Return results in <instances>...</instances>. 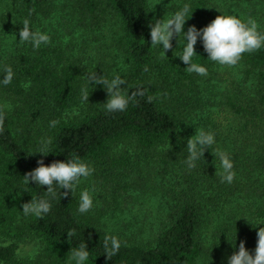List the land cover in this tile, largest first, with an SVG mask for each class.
I'll return each instance as SVG.
<instances>
[{"label":"trees","instance_id":"obj_1","mask_svg":"<svg viewBox=\"0 0 264 264\" xmlns=\"http://www.w3.org/2000/svg\"><path fill=\"white\" fill-rule=\"evenodd\" d=\"M185 4L192 15L185 32L220 15L253 18L264 32V0H175L171 17ZM110 13L120 32L115 57L121 51L122 58L108 62ZM24 19L51 43L39 50L21 45ZM151 19L148 0H0V81L4 66L15 74L11 84L0 83V234L7 238L0 241V264H75L70 251L80 244L88 245L85 264H228L241 241L255 255L264 227V48L226 67L211 61L198 40L193 62L208 69L200 76L177 57L187 43L182 37L163 57L162 46H151ZM95 71L125 79L128 96L138 89L144 95L110 113L107 91L87 80ZM200 130L213 133V149L232 159L231 184L216 174L222 169L210 148L188 167L187 141ZM48 140L53 152L37 153ZM73 155L93 164L102 186L93 212L79 213L76 195L63 198L67 189L57 188L51 199L47 186L24 182L39 160L51 165ZM146 195L164 205L155 220L135 223L129 214ZM33 197L52 204L42 219L22 212ZM110 218L114 226L105 232L100 223ZM105 235L121 242L111 260ZM30 236L39 248L33 257L20 256Z\"/></svg>","mask_w":264,"mask_h":264},{"label":"clouds","instance_id":"obj_2","mask_svg":"<svg viewBox=\"0 0 264 264\" xmlns=\"http://www.w3.org/2000/svg\"><path fill=\"white\" fill-rule=\"evenodd\" d=\"M189 10V5L185 4L171 18L159 19L154 24H149L151 29V46H162V57L173 48L172 40L174 37H178V44H180L181 37L187 41L182 54L177 57L189 65L185 68L189 73H196L204 77L208 75V69L205 66L193 62V57L198 55L195 49L198 40H202L204 50L208 53V58L211 61L226 67H235L245 54L254 53L264 48V32L258 30L259 25L255 19L248 18L247 21H244L234 15H220L202 29H197L193 25L185 32V24L192 17V15L188 17ZM19 36V43L21 45L30 43L34 50H39L42 45L47 46L51 43V37L47 33L38 29L33 31L30 28V21L28 19L23 20V28ZM2 71L5 75L0 83L7 86L12 83L15 74L10 66H4ZM86 77L90 84L95 82L96 85H102L107 91L108 100L104 105L110 113L126 111L130 101H134L138 95H144L143 89H138L131 96L124 93V87L121 86L127 84V81L119 75L109 80L105 75H98L95 71L87 73ZM83 99L85 101L89 99L86 88L83 90ZM4 119L5 116L0 111V134L4 131ZM56 123V121H52L50 126H55ZM215 143V135L213 133L203 130L197 131L187 141L186 149L189 155L186 163L190 169L194 168L196 161L204 157L205 151L210 148L216 159L217 157L219 158L220 168L222 169V171L216 172V174L221 177L222 183L231 184L236 176L234 163L227 153L213 149L212 146ZM43 144L44 147L37 153L47 156L53 152L48 150V145L51 144L50 140L44 141ZM38 165L37 168L24 176V182L29 184L31 181H35L38 186L43 188L47 186L46 195L51 199L57 197V188L69 190L63 191V198L67 197L69 192L74 197L79 185L83 181H87L95 172L94 167H91L76 155L68 158L66 162L54 161L51 165H46L44 160L41 159L38 161ZM22 207L25 217L33 215L42 219L44 215L51 211L52 204L49 199L37 200L33 197L30 202L24 203ZM93 207L94 198L92 191L84 189L80 193L78 211L84 214L91 211ZM74 234L75 231L70 230L67 236L70 238ZM257 236L255 255L246 248V242L241 241L238 252H234L228 258V264H264V227L259 228ZM5 246L8 245L5 244ZM103 246L107 259L111 260L113 256L118 254L121 242L116 236L105 235ZM70 252L71 259L75 261V264H85L89 259L90 253L87 244H80L78 249H72Z\"/></svg>","mask_w":264,"mask_h":264},{"label":"rangeland","instance_id":"obj_3","mask_svg":"<svg viewBox=\"0 0 264 264\" xmlns=\"http://www.w3.org/2000/svg\"><path fill=\"white\" fill-rule=\"evenodd\" d=\"M175 0H148L149 5H150V10H151V22L152 24L155 23L156 20L159 19H168L171 18V7L172 4ZM110 15V22L112 23V27L114 29H111L110 31H108L106 29V34L108 35V41L109 43L112 44L111 49H112V54H105L103 55L104 57H107L106 59H108V62H111L112 60L115 61V59H121L122 55H121V51L118 52L117 57L116 56V52L118 51L117 49V45L116 42L114 41V38L118 39L120 32L118 33L117 31V24L115 23V21L117 20V17L114 16L113 14H109ZM111 35V36H110ZM112 37V38H111ZM93 44L95 42H92ZM97 48V44L93 47L89 49V54H93L92 56H94L96 54L95 49ZM109 56L111 57L109 59ZM108 66V65H106ZM91 167H93L92 163H88ZM94 173L93 175L87 180V181H83L79 187L76 189V193L75 195L77 196L79 202H80V193L84 190V189H89L90 191H92L93 194V198H94V206L95 204H99L100 199L98 198V193L102 190V186L101 184L97 181L96 177H94ZM164 205L163 200L158 196V195H154V196H144V198H141L139 201L135 202L133 204V207L131 209V213L129 215L133 216V220L135 221V223H141V222H145L147 220H155V216H157V210L158 207H162ZM89 212H93V209ZM125 215L123 214L122 217H124ZM115 219L110 218L109 220H106L105 223L101 221V227L105 232H110L112 226H114L112 224V222ZM99 224V225H100ZM7 238L4 235L0 234V241H6ZM38 242L37 239L34 236H30L27 239H25V241L20 243V249H19V255L20 256H25V257H33L34 254L37 252L38 250Z\"/></svg>","mask_w":264,"mask_h":264}]
</instances>
